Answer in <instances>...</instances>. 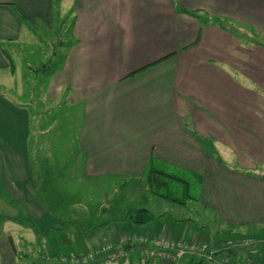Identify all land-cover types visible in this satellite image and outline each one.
Listing matches in <instances>:
<instances>
[{"label": "crops", "instance_id": "obj_1", "mask_svg": "<svg viewBox=\"0 0 264 264\" xmlns=\"http://www.w3.org/2000/svg\"><path fill=\"white\" fill-rule=\"evenodd\" d=\"M56 13L71 19V42L65 80L51 82L47 94L58 101L69 84L74 102L83 103L80 150L88 173L142 176L151 158L168 162L202 178L198 202L217 219L236 228L264 225V44H243L232 28L219 25L238 26L248 39L264 42V0H0V74L16 71L10 55L16 44L31 34L30 43L40 21L50 29ZM32 126L29 106L0 92L2 174L16 205L25 207L41 233L59 226L62 235L90 246L116 236L118 227L109 225L81 236L73 223L53 218L38 203L28 142ZM221 149L230 150L232 163L223 160ZM34 233L32 240L44 237ZM5 236L0 256L11 261L2 264H28L16 260L14 236ZM82 246L59 242L65 253ZM128 249L122 261L97 264L153 263L142 247Z\"/></svg>", "mask_w": 264, "mask_h": 264}, {"label": "rangeland", "instance_id": "obj_2", "mask_svg": "<svg viewBox=\"0 0 264 264\" xmlns=\"http://www.w3.org/2000/svg\"><path fill=\"white\" fill-rule=\"evenodd\" d=\"M57 9L58 6L56 11ZM54 15L55 22L50 29H46L43 21H40L39 26L33 25L31 30L33 40L30 43L27 41L31 40V34L16 44L17 51L10 53L15 61L16 71L13 70L14 75L10 69L1 72L0 92L16 104L28 105L33 116L34 126L31 127L32 135L29 136L28 142L29 147L31 146V166L35 169L33 192L38 203L43 204L53 218L59 217L58 219L66 224L73 223L81 236L106 223H109L110 229L118 228L116 236L107 239L96 238L97 241L102 240L101 243H91V246L85 240L83 242L87 244L82 243L83 238L79 240L62 235L63 233L58 232L61 230L57 228L59 226H52L53 229L42 233L39 230L38 234L41 233L44 237L39 236L32 240L35 230L21 221L29 219L30 216L26 214L25 207L16 205L13 196L5 190L8 181L2 174L0 158V245L8 244V237L5 234L10 232L16 240V260L28 264L41 262L84 264L88 261L91 264L97 261L95 263L97 264L105 259L119 262L128 256L126 254L128 248L140 247L141 242L122 240L137 231L132 230L128 224L119 227L112 221L123 219L132 207H145L152 212L154 220L141 234L170 237L172 241H183L184 247L191 244L190 241H196L198 244L206 242L210 253H214L217 264L223 263L222 259L228 261L227 264H261L262 259L264 260L263 224L236 228L217 219L213 210L204 208L198 200L181 205L156 196L150 192L145 174L96 176L88 173L86 155L80 150L81 129L85 121L83 103L74 102L69 84L58 101L55 100L56 94H47L51 82L53 84L58 82V79L65 80L64 53L68 48L66 46L71 42L69 25L71 19L67 21L60 14ZM63 20H66L64 24L68 25H63ZM231 27L243 44L246 41L260 43L263 40L248 39V33L242 28ZM65 41L67 44L61 48V43ZM53 47L57 53L56 56L50 57ZM6 49L9 50L7 46ZM33 69L40 70L35 72ZM235 76L243 84H250L245 77ZM229 152L230 150L221 149L220 154L223 160L232 163V153ZM40 173L43 178L38 179L37 175ZM197 187L198 185L194 188ZM196 192L200 193L198 189ZM35 225L37 226L36 222ZM203 226L207 229H200ZM98 233L96 234L99 235ZM59 242L64 245L74 242L78 246L81 243L83 249L84 245L88 246V249L74 251L70 248L71 253H65L59 250ZM91 249L95 251V256L92 259L85 258L83 254H88ZM178 250L168 249L165 253L174 256ZM5 256L6 258L1 254L0 264L5 260L11 261L9 256ZM185 258L186 254L181 260L175 259L174 256L172 264H198L193 259ZM164 263L169 264L167 261Z\"/></svg>", "mask_w": 264, "mask_h": 264}, {"label": "trees", "instance_id": "obj_3", "mask_svg": "<svg viewBox=\"0 0 264 264\" xmlns=\"http://www.w3.org/2000/svg\"><path fill=\"white\" fill-rule=\"evenodd\" d=\"M183 11L188 14L194 15L199 19H203L204 21L208 20V16L202 17L198 13L186 9H184ZM219 25L226 31L232 30L231 26L227 27L222 25L221 23ZM260 43L264 44V42ZM29 149H31V146ZM213 152H215V150ZM219 161L221 162L220 159ZM145 175L150 192L156 196L166 198L174 203H178L181 205H185L188 201L199 200L200 198V195L197 194L196 189L200 191L202 178L189 170L172 165L168 162L151 158ZM37 177L38 179L43 178L41 173L37 175ZM196 185H198V187L194 188ZM153 220L154 216L148 208L132 207L127 211L123 219L113 220L112 223H126L132 228V230L141 233L142 231L144 232V230H146L145 228H147ZM21 221L23 223L29 224L31 227H33L36 233H39V230L37 229V226L35 225V222L31 217H29V219H21ZM108 224L109 223H106V225ZM106 225H99L98 228ZM53 228L54 227L50 229ZM203 228L207 229V227L204 226L200 227V229ZM263 263L264 260L262 259L261 264Z\"/></svg>", "mask_w": 264, "mask_h": 264}, {"label": "built area", "instance_id": "obj_4", "mask_svg": "<svg viewBox=\"0 0 264 264\" xmlns=\"http://www.w3.org/2000/svg\"><path fill=\"white\" fill-rule=\"evenodd\" d=\"M138 233V232H137ZM133 233L130 236L124 237L122 240H127V242H141L139 245L142 247V249L145 250V256L147 257L146 259L152 260V264H165L164 261L169 262V264L173 263V259L175 256V259L178 258L181 260V258L186 254V260L188 258L190 260L193 259L195 263L198 264H217L218 261L215 260L214 253H210L208 249V245L206 242L201 244L197 243L196 241L191 242V244L187 246H183L182 244L184 243L183 241H178V240H171L170 237H161L160 236H151L149 234H141V233ZM201 241V238L198 237ZM189 243V242H188ZM108 248V247H107ZM176 248L178 250L176 252V255L172 256L169 254H166L165 252L168 249H173ZM187 248V249H186ZM106 249V248H105ZM87 259H92V257L95 256V251L91 249L88 251V254H83ZM199 256V258H197ZM171 259V260H170ZM176 260V261H179ZM78 261V260H77ZM160 262V263H159ZM221 264H227L228 261H225L222 259ZM179 263V262H177Z\"/></svg>", "mask_w": 264, "mask_h": 264}]
</instances>
